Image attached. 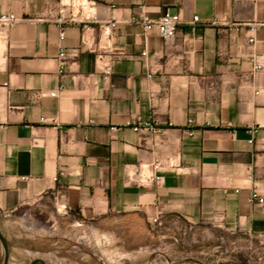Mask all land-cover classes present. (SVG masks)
Returning <instances> with one entry per match:
<instances>
[{
  "label": "crops",
  "instance_id": "0c3cea01",
  "mask_svg": "<svg viewBox=\"0 0 264 264\" xmlns=\"http://www.w3.org/2000/svg\"><path fill=\"white\" fill-rule=\"evenodd\" d=\"M94 2L85 21L61 0H0L23 19L0 33L2 227L35 208L264 241V68L251 62L264 59V0ZM166 13L181 18L168 42L132 21ZM152 163L164 184L129 181Z\"/></svg>",
  "mask_w": 264,
  "mask_h": 264
},
{
  "label": "rangeland",
  "instance_id": "374dc122",
  "mask_svg": "<svg viewBox=\"0 0 264 264\" xmlns=\"http://www.w3.org/2000/svg\"><path fill=\"white\" fill-rule=\"evenodd\" d=\"M9 264H264V241L175 220L152 230L140 220L83 224L35 208L5 226ZM0 242V264H4Z\"/></svg>",
  "mask_w": 264,
  "mask_h": 264
},
{
  "label": "built area",
  "instance_id": "2783aa9c",
  "mask_svg": "<svg viewBox=\"0 0 264 264\" xmlns=\"http://www.w3.org/2000/svg\"><path fill=\"white\" fill-rule=\"evenodd\" d=\"M63 5H68L72 7L76 13L81 14L85 21L95 19V14L92 11V7L94 5V0H61ZM65 15L63 12L60 13V21H64ZM180 15L179 14H170L166 13L159 19H151L147 15H142L138 18H133L132 21L138 23L142 26L143 31L145 34H148L152 31H157L159 35L165 42L171 41L177 35L178 26L180 23ZM198 17H195L193 20V24L196 25L198 22ZM23 22V19L20 17L15 16L14 14H3L0 15V33L4 34L6 31L14 28L18 24ZM252 33L255 31L254 28L250 30ZM65 37V33L62 30L60 34L61 40ZM250 44L253 46L255 43V38L252 36L249 39ZM142 56H146V52L142 54ZM68 59L67 51L63 50L60 52L58 61L60 64V73L64 72L66 63ZM251 62L253 63L254 71H260L264 68V59H260L257 56H252ZM105 75L108 77L111 74V68L109 66L105 67L104 69ZM51 97L55 96V93L50 94ZM44 121V120H43ZM192 122V120H189ZM152 122L145 123L143 125H133L134 131H140L141 129L146 130H153L155 127L151 124ZM160 164L159 163H152L150 165L136 167L130 174H129V181L136 184L139 187H147L152 185H162L164 184L165 177L160 172ZM250 201L252 203L260 202V196L258 193H254ZM59 213L61 212L58 210ZM8 216V213H5ZM163 223L161 218H154L149 221L148 226L155 230L157 228L162 227Z\"/></svg>",
  "mask_w": 264,
  "mask_h": 264
},
{
  "label": "water",
  "instance_id": "95a60500",
  "mask_svg": "<svg viewBox=\"0 0 264 264\" xmlns=\"http://www.w3.org/2000/svg\"><path fill=\"white\" fill-rule=\"evenodd\" d=\"M0 242L3 246V249H4V254H5V257H4V264H9V249H8V245H7V242L0 230ZM30 264H46L43 260L41 259H36L34 261H32Z\"/></svg>",
  "mask_w": 264,
  "mask_h": 264
},
{
  "label": "trees",
  "instance_id": "16d2710c",
  "mask_svg": "<svg viewBox=\"0 0 264 264\" xmlns=\"http://www.w3.org/2000/svg\"><path fill=\"white\" fill-rule=\"evenodd\" d=\"M6 228L5 227H2V223H0V230H1V232H2V234H3V236H4V238H5V240H6V242H7V245H8V249H9V260H10V250H11V244H10V241H9V239H8V237L6 236V230H5ZM5 257V256H4ZM42 260V259H41ZM44 261V260H43ZM45 262V261H44ZM46 263V262H45Z\"/></svg>",
  "mask_w": 264,
  "mask_h": 264
}]
</instances>
